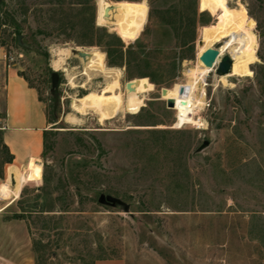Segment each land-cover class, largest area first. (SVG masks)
I'll return each instance as SVG.
<instances>
[{
	"label": "rangeland",
	"instance_id": "obj_1",
	"mask_svg": "<svg viewBox=\"0 0 264 264\" xmlns=\"http://www.w3.org/2000/svg\"><path fill=\"white\" fill-rule=\"evenodd\" d=\"M92 1L96 24L116 35L124 51L133 45L121 65L109 66L100 46L65 41L56 30L57 17L40 33L48 0L0 5V11L14 14L26 44L15 40L13 27H0V127L12 66L38 90L52 123L50 150L28 171L21 193L7 207L12 197L0 198V264H92L108 258L127 264H264V0H207L206 11L200 0L192 7L188 0H127L145 4L147 16L124 22L121 32L99 23V0ZM172 6L181 17L174 25L161 22L160 11ZM192 9L196 22L189 24L184 16ZM212 24H237L226 43L241 40L256 56L244 58V74L199 72L202 28ZM253 35L256 40L248 42ZM73 49L103 52L124 87L136 79L139 105L104 122L93 110L75 111L77 98L101 91L112 77L98 71L83 75V58ZM61 53L64 66L55 68ZM54 70L60 74L56 108ZM147 72L155 74L144 76ZM142 77L152 86H143ZM191 81L198 96L204 91L202 108L195 109L200 122L175 128L176 111L164 96L185 94ZM2 157L0 147V165ZM44 173L46 199L37 196ZM9 184L14 189L16 179ZM101 194L120 198L128 209L100 204ZM44 209L49 211L40 213Z\"/></svg>",
	"mask_w": 264,
	"mask_h": 264
},
{
	"label": "bare ground",
	"instance_id": "obj_2",
	"mask_svg": "<svg viewBox=\"0 0 264 264\" xmlns=\"http://www.w3.org/2000/svg\"><path fill=\"white\" fill-rule=\"evenodd\" d=\"M106 8H109L108 16H105L104 12ZM146 16L147 6L145 4L127 0L116 2L99 0V23L112 26L113 29L119 30L120 32L123 29L124 22L145 20ZM237 31V24H230L228 26L213 24L203 26L200 38L201 44L198 52V70L200 73H204V77L208 74L211 67L205 66L200 60V56L205 50L213 47L217 43H225L224 47L219 48L220 54L223 50H226L233 61L230 73L221 75L220 77L229 75L232 72L242 75L244 74V58L256 59V56L249 51L243 41L238 40L233 43H226L227 38L234 36ZM254 40H256L254 35L247 38L248 42ZM86 54V57L83 58L84 68L82 74L89 77L91 71H98L106 77H112V80L108 81L101 91L95 92L96 90H90L82 97L77 98L75 100L76 103L73 105L74 110L82 114L88 110H93L98 114L99 121L104 122L107 119L115 117L125 108L131 109L137 107L141 92V87L137 80H130L124 87L120 82V73L106 66L105 54L103 52L93 50L86 52ZM63 57L64 53H61L58 59L54 61L55 68H60L63 65V61H65ZM70 84L72 87L77 86L75 76L70 77ZM123 88H125V92H123ZM197 91L195 82L191 81L185 94L168 93L164 96L165 101L169 99L174 100L175 105L172 109L176 111L175 128H180L185 124H199L200 118L196 117V110L202 108L204 91L202 90L203 92L199 96Z\"/></svg>",
	"mask_w": 264,
	"mask_h": 264
},
{
	"label": "trees",
	"instance_id": "obj_3",
	"mask_svg": "<svg viewBox=\"0 0 264 264\" xmlns=\"http://www.w3.org/2000/svg\"><path fill=\"white\" fill-rule=\"evenodd\" d=\"M189 4L192 7V4L196 2V0H188ZM207 0H200V10L206 11L210 8L209 5H206ZM6 0H0V5H5ZM92 0H48L44 5L46 8L41 11L44 13V21L46 28L44 30H39L40 33H45L47 27L50 26L51 22L54 18L56 19V30L58 31V35L62 37L65 41H74L80 45H88V46H100L104 49L107 54V64L109 66L121 65L122 62L127 58L129 60L130 55L133 53V45L126 51H124V44L122 41L114 34H110L108 30L104 27H100L96 24L95 19V7L92 4ZM203 7V8H202ZM193 13V14H191ZM202 13V12H201ZM182 14V13H181ZM196 9H192V11L187 14L186 19H188V23L196 22ZM203 14V13H202ZM160 21L165 24L174 25L176 23V19L181 17L180 12L175 7H169L166 9H162L160 11ZM145 25V24H144ZM143 25V26H144ZM13 27L14 34L19 35L22 34L23 31L21 29V25L16 20L14 14L10 11H0V27ZM47 34V32H46ZM17 41V38H15ZM138 53L142 54V59L144 61L147 60L148 55L144 54L143 46L138 44ZM155 73L147 72L143 73L144 76H151ZM27 81L28 79L20 73ZM138 81L143 86H152V83L145 77L138 78ZM31 85V84H30ZM52 130L44 132V143H43V154L44 157L48 151L50 150V144L48 142V136ZM0 147L1 153L4 155L1 159L0 165V177H3V165L5 163H11L13 161V155L10 153L8 147L5 145L3 141V130L0 129ZM34 172V171H33ZM44 185L40 188V194L37 196L44 197L45 199L49 197V178L44 173L43 175ZM25 190L23 189L22 193ZM79 191V190H78ZM20 201V200H19ZM46 201L42 204V207H45ZM43 207V208H44ZM43 211L49 210H40V213ZM13 219H23L24 214H13L11 216ZM40 242L35 241V244H39Z\"/></svg>",
	"mask_w": 264,
	"mask_h": 264
},
{
	"label": "crops",
	"instance_id": "obj_4",
	"mask_svg": "<svg viewBox=\"0 0 264 264\" xmlns=\"http://www.w3.org/2000/svg\"><path fill=\"white\" fill-rule=\"evenodd\" d=\"M19 70L16 66L8 69L4 124L0 127L3 130V141L13 155V161L3 165V177H0V180L5 181L0 184V198L12 197L5 207L16 200L21 193L23 183L29 181V178H26L28 171L33 172L41 161L44 132L52 130L46 105L40 98L38 90L20 75ZM25 166L26 169L22 172ZM12 179H16L14 189L9 184ZM92 264H127V262L122 258H108L97 259Z\"/></svg>",
	"mask_w": 264,
	"mask_h": 264
},
{
	"label": "water",
	"instance_id": "obj_5",
	"mask_svg": "<svg viewBox=\"0 0 264 264\" xmlns=\"http://www.w3.org/2000/svg\"><path fill=\"white\" fill-rule=\"evenodd\" d=\"M108 11L109 8H106L104 11L105 16H108ZM22 39H23L22 34L17 35V41L19 45L26 46V44L23 43ZM72 52L80 56L81 58H85L87 55L86 52L77 49H73ZM200 60L204 63L205 66L214 68L216 74L219 76L230 73L232 69V62H233L232 58L228 54L222 56L218 48H214V47L208 48L201 54ZM59 84H60V74L57 70H54L51 74V93L53 94L54 97V108H56L59 102ZM182 91L183 90H181V92ZM166 102L168 108L172 109L175 105L174 100L172 99H169ZM207 143L208 142H206L205 145H207ZM99 203L113 207L122 206L124 207L125 210H127L129 207L126 202L110 194H101L99 196Z\"/></svg>",
	"mask_w": 264,
	"mask_h": 264
}]
</instances>
